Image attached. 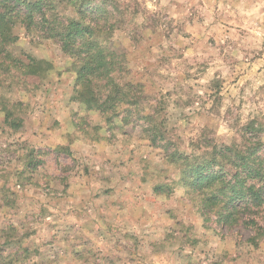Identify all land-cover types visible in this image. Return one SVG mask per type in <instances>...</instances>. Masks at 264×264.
I'll return each mask as SVG.
<instances>
[{"label":"rangeland","instance_id":"1","mask_svg":"<svg viewBox=\"0 0 264 264\" xmlns=\"http://www.w3.org/2000/svg\"><path fill=\"white\" fill-rule=\"evenodd\" d=\"M91 1L123 87L104 113L58 43L14 29L12 58L51 69L0 78V264H264L263 231L203 215L187 174L251 133L264 152V0Z\"/></svg>","mask_w":264,"mask_h":264},{"label":"trees","instance_id":"2","mask_svg":"<svg viewBox=\"0 0 264 264\" xmlns=\"http://www.w3.org/2000/svg\"><path fill=\"white\" fill-rule=\"evenodd\" d=\"M91 2L0 0V78H8L5 74L14 69L45 79L51 69L48 62L30 56L26 63L12 58L10 48L17 41L14 29L19 26L28 35L58 43L62 53L72 59L76 75L74 99L87 109L106 112L107 104L123 95L116 72L118 50L111 42L115 23L111 12L90 6ZM11 118L12 113L4 111V123L14 128L18 123ZM254 136H247L248 146L213 147L209 160L187 165L203 215L214 212L227 228L253 224L252 237L259 230L264 233V152L258 154L261 142Z\"/></svg>","mask_w":264,"mask_h":264}]
</instances>
